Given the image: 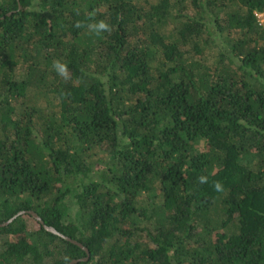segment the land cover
<instances>
[{"label": "trees", "instance_id": "16d2710c", "mask_svg": "<svg viewBox=\"0 0 264 264\" xmlns=\"http://www.w3.org/2000/svg\"><path fill=\"white\" fill-rule=\"evenodd\" d=\"M257 9L0 0V264H264Z\"/></svg>", "mask_w": 264, "mask_h": 264}, {"label": "clouds", "instance_id": "9594fccd", "mask_svg": "<svg viewBox=\"0 0 264 264\" xmlns=\"http://www.w3.org/2000/svg\"><path fill=\"white\" fill-rule=\"evenodd\" d=\"M76 26L85 27V24L83 22H78ZM86 27L97 36H100L102 33L105 32L110 34L113 30V26L104 20L88 23ZM52 66L54 69H56L58 75H60L63 78H67L68 75L67 64L62 63L60 60H54ZM201 182L202 183L205 182V178L201 177ZM215 188L218 191L223 190L222 185L219 184V182L215 184Z\"/></svg>", "mask_w": 264, "mask_h": 264}, {"label": "rangeland", "instance_id": "374dc122", "mask_svg": "<svg viewBox=\"0 0 264 264\" xmlns=\"http://www.w3.org/2000/svg\"><path fill=\"white\" fill-rule=\"evenodd\" d=\"M30 92H32L33 94L32 95H34V96H38V95H36L35 93H34V91L33 90H31ZM46 97H41V99L40 100H44ZM43 103H45V101H42ZM58 102V100L55 98V96L53 95V94H49L48 95V104L50 105V104H54V105H56V103ZM56 108V107H55ZM202 145L203 144H200V146L199 147H202ZM104 154H106L105 153V151L104 150H97V155L94 157V159H97L99 156H102V155H104ZM105 156V155H104ZM107 161V160H106ZM106 161H102V160H100V161H97V163L94 165V167H93V171L90 173L91 174V176H95V177H97V175H98V171L102 168L103 169V166L105 165V164H107L108 162H106ZM106 162V163H105ZM26 219L28 220V222H30V220H29V218L28 217H26ZM30 223H32V222H30ZM148 223V221L146 220V219H143V220H141V224H143V225H145V224H147ZM5 238H6V232H3V231H1L0 230V248H2V245H3V242H4V240H5Z\"/></svg>", "mask_w": 264, "mask_h": 264}, {"label": "water", "instance_id": "95a60500", "mask_svg": "<svg viewBox=\"0 0 264 264\" xmlns=\"http://www.w3.org/2000/svg\"><path fill=\"white\" fill-rule=\"evenodd\" d=\"M21 212H23V211H20L19 213H21ZM28 212L31 213V214H32L33 216H35L36 218H38V219L44 224V226H45L48 230H50V231H52V232H55V233H58V234L62 235L63 237H65V238H67V239H70V240H72V241H74V242H77V243H79V244L82 245L81 242L77 241L76 239H73V238L69 237L68 235L63 234L62 232L58 231L55 227L46 225V224L44 223V221L42 220V218H41V217H40V216H39L34 210H29ZM13 218H14V217H12L10 220H8V221H6V222H0V226L3 225V224L9 223ZM84 248H85L86 251L88 252V256H89L90 252H89L88 248L85 247V246H84ZM88 256L85 257V259H87ZM77 261H78V260L73 259V260H72L71 262H69L68 264H72V263H75V262H77Z\"/></svg>", "mask_w": 264, "mask_h": 264}, {"label": "built area", "instance_id": "2783aa9c", "mask_svg": "<svg viewBox=\"0 0 264 264\" xmlns=\"http://www.w3.org/2000/svg\"><path fill=\"white\" fill-rule=\"evenodd\" d=\"M255 16L257 21L260 24L264 25V10H259V9L255 10Z\"/></svg>", "mask_w": 264, "mask_h": 264}]
</instances>
